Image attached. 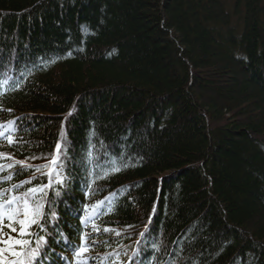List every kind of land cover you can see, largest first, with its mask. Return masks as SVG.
Here are the masks:
<instances>
[{"label": "trees", "instance_id": "trees-1", "mask_svg": "<svg viewBox=\"0 0 264 264\" xmlns=\"http://www.w3.org/2000/svg\"><path fill=\"white\" fill-rule=\"evenodd\" d=\"M11 122L23 264H264V0H0Z\"/></svg>", "mask_w": 264, "mask_h": 264}, {"label": "snow or ice", "instance_id": "snow-or-ice-1", "mask_svg": "<svg viewBox=\"0 0 264 264\" xmlns=\"http://www.w3.org/2000/svg\"><path fill=\"white\" fill-rule=\"evenodd\" d=\"M12 124L0 125V128L5 130H10ZM5 133L0 131V137H4ZM7 141L9 144L14 143L11 135L7 136ZM61 151V147L58 145L56 148V158L52 159V164L58 163V157ZM0 159L11 160L12 157L0 154ZM21 164V167H27L26 164L21 162H16ZM0 169L7 170V167L0 165ZM51 175V173H46ZM30 183V181H26ZM57 183L61 181L57 180ZM23 185H18L17 187H22ZM50 186V185H49ZM7 189L4 193H0V197H3L4 202H0V264H5V257L10 258L9 264H23L21 257L31 259L36 256L38 249H31L29 252H24L23 249L28 248L31 245V241L24 239L25 236L31 235L32 233L27 231L28 228L36 225L42 215L43 204L40 201L35 200V195L38 194L43 196L46 192L44 187H33L27 190L23 196L11 197L7 196ZM35 201V206L33 207L29 200ZM96 207H100L97 205ZM7 228L8 231L5 232L4 229ZM104 231H110L109 229H103ZM99 231V229H96ZM15 233V237L12 235ZM87 249L81 248L76 251L75 255L80 257L86 252Z\"/></svg>", "mask_w": 264, "mask_h": 264}]
</instances>
